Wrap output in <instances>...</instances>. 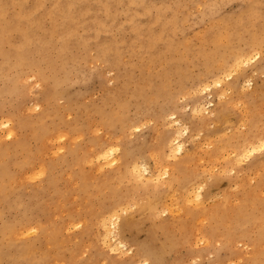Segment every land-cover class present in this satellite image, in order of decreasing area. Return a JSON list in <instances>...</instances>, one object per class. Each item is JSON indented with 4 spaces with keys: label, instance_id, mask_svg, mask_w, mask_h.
<instances>
[{
    "label": "rangeland",
    "instance_id": "374dc122",
    "mask_svg": "<svg viewBox=\"0 0 264 264\" xmlns=\"http://www.w3.org/2000/svg\"><path fill=\"white\" fill-rule=\"evenodd\" d=\"M2 1L8 2V0ZM54 1L16 0L4 7V14L0 15V65L3 58L1 55L10 57L14 55L15 51L12 49L20 39V32L45 35L51 26L58 24L61 20L59 14L56 21L50 25L51 19L55 20L54 16H56L50 12ZM85 3L88 5L81 13H75L76 17L70 26L76 29L78 37L83 36L86 39L77 40L74 42L77 43L76 45H69L71 58L66 62L67 67L64 71L59 70L53 75L49 74L48 78L39 80L27 69L29 63L27 61L22 63L19 60L16 68L7 72L11 79H6L10 77L6 76L5 71L0 74V123H2L0 137L4 139L0 145V264H30L26 259L13 262L18 253L17 243L12 241L11 244L5 245L1 242L11 233L12 226L18 222L20 226L15 225L17 228L27 229V233L23 232L24 237L20 241L33 250L35 257L32 259L51 254L52 258H49L51 255L46 257L49 264H56L57 261L53 258L59 254L66 264H84V261L90 257L96 258L99 264L110 263L109 260L112 259L110 247L114 245L115 240L124 245L122 248L124 254L112 261L121 260L124 264H137V262L152 264L146 256L138 255L141 246L147 242L154 250H159V264H218L219 259L228 256V248L223 242L215 241L207 246L202 240L198 241L200 238H194L190 246H176L175 249H170L169 241L156 228L157 224L167 216V211L157 208L153 215L140 219L135 211L137 212L144 203L157 201V198L164 196L167 191L180 192L177 189L180 179L172 178V171L170 173L172 170L170 163L172 164L173 159L171 156L165 158L167 150L163 146L161 150L165 157L161 154L163 159L158 162L160 168L157 167L158 170L155 168L154 158L160 155L155 153V149L162 139L168 141L170 138L171 140L177 138L181 144L177 157L195 155L202 162L199 161L193 174L191 173L186 181L184 192H187L190 198L196 193L199 194L198 199L194 198L192 201L193 197L189 198L192 202L187 206L190 208H195L197 201H203L204 207L211 208L220 198L222 200V196L233 193L243 179H252L250 167L253 159L264 162V147L231 165H225L222 159L210 163L205 156V152L212 147L209 146L210 143L206 138L216 129L219 115L229 116L230 123H234L237 112H242L244 105L253 111L256 105L264 101V39L254 42L248 63L240 64L236 68H228L225 74L215 71L209 77L205 74L207 65L204 63L203 53L199 51L202 48L211 50V45L207 41L212 31L222 33L225 27L233 31L235 17L241 8L246 6V1L85 0ZM15 14H26V16L18 20ZM131 17L135 18L133 24L130 22ZM36 21H40V24ZM11 22H14V25H10ZM14 26H18L19 29H12ZM148 31L153 35H148ZM1 34L5 35L4 38ZM155 35L156 37L159 35L158 41L161 44L158 42L160 45H157L163 51L151 63L137 56V52L139 48L146 46L148 41L146 38L154 36L157 40ZM234 37L222 38L225 46L219 50L220 55L228 57L232 51L240 53L250 44L248 32L239 33L238 40ZM161 39H165L166 42H162ZM105 44L122 49L118 66L110 62V57L107 60L101 58L99 47ZM166 46L169 48L167 49ZM30 50L32 52L33 48L31 47ZM136 58L144 63L140 60L135 61ZM171 58H176L182 63L181 82L178 81L174 70L175 64L170 61ZM164 68H169L171 71L165 75ZM44 70L47 73V69ZM140 70L145 75H141ZM128 73L132 75L131 78L124 79L123 75ZM147 75L154 80V84L142 81ZM213 78H220V86L212 84ZM206 84L209 86L208 90L203 89ZM144 94L146 97H143ZM42 109L60 114L61 120L66 124L63 130L65 136L63 139H58L55 144L56 147L59 145L62 147L60 149L62 153L65 147L73 143H76L79 151L83 153L98 139L100 143L116 144L118 146L116 155L120 157L126 160L134 158V163L138 164L146 163L150 172L158 174L161 171L159 169L166 166L168 174L156 180L151 179L150 182L145 181L144 177L135 181L129 179L127 175L128 180L124 185L117 186L116 193L95 196L93 190L87 188L86 195L93 210L97 211L95 214L99 211V201L115 204L116 213L113 218L110 216L106 219V227L112 228L110 221L116 220V229L109 234L105 242L102 241L103 228L97 229L101 231L100 242L98 237L94 238L91 234L82 233L83 224L89 220L87 216L82 219L83 224L55 236L54 238L63 240V243L61 245L53 243L47 251L42 234L35 231L39 223L46 229L59 223L65 225L67 221L59 217L60 208L66 209L72 205L78 206L80 203L77 197V182L70 183L66 180L62 157L53 162L49 171L40 177L37 183H16L21 177L20 174L23 171L27 173L30 169L22 167L21 163V159L28 156V153L20 150L18 146L15 147L13 142L17 143L26 137L31 151L36 149L37 141L22 127V122L29 115L35 116ZM261 110L264 112V108L256 112L261 113ZM131 127L134 129L132 130ZM7 128L12 129L11 137L5 136ZM224 132L228 135L230 130L226 129ZM224 132L222 131V134ZM238 132L240 137H243L247 132V125L241 126ZM54 134L52 136L56 135ZM235 139L236 136L227 141L231 144ZM10 140L11 144H9ZM6 143L9 145L6 146ZM229 145L222 150L224 157L232 156L230 153L232 148ZM2 149L6 151L2 152ZM150 149L156 155H150L152 153ZM99 180H102L101 175ZM71 187L75 188L73 193L68 192ZM156 192L158 193L155 194ZM84 206L82 204V207ZM91 219L94 220L95 217ZM133 221L137 224H133ZM101 241L105 244L103 245ZM238 243L236 246L245 251L246 248ZM126 249H129L127 253ZM142 259L145 261L142 262Z\"/></svg>",
    "mask_w": 264,
    "mask_h": 264
},
{
    "label": "bare ground",
    "instance_id": "6f19581e",
    "mask_svg": "<svg viewBox=\"0 0 264 264\" xmlns=\"http://www.w3.org/2000/svg\"><path fill=\"white\" fill-rule=\"evenodd\" d=\"M15 1L16 0H8V2L6 1L1 2L0 0V15L4 14L3 10L6 5L12 4ZM213 1H217V0H213ZM245 1H246V6L244 5L241 8L238 15L235 17L233 31L225 27L222 33H217V32H213L212 31L213 29L211 28L212 32L210 33L209 39L207 41V43L211 45V50H206L203 48L199 50L200 52L203 53L204 63L207 65L205 74L208 75V77L213 75V72L215 71H218L219 73H224L225 71H227L228 68H236L239 67L240 64L245 65L246 63H248L254 42H256V40L258 39H264V0H245ZM86 5H88V3H85V0H55L54 4L52 5L53 9L51 7L50 12L52 15H56V16H54L55 20L52 21L51 19L50 25L56 21V17L58 16L57 14L61 15V20L58 21L57 25L51 26V28H49L45 32V35L34 32L31 33L20 32L21 33L20 39L12 49V51H15L14 55L12 57H10L9 55L5 56L4 54L1 55L3 58L1 60V65H0V74L3 71H5L6 76H9V74H7L8 70L16 68L15 67L16 63L19 60L22 61V63H24V61H27L29 63L27 69L33 73L36 79L39 80L48 78L49 74L53 75L59 70L64 71L67 67L66 62L69 61L71 58V54L69 53V45L70 44L76 45L77 43L74 42H76L77 40L84 41L86 39L83 36L78 37L76 29L71 28L70 26V23H72L74 21V18L76 17L75 13L77 12L81 13ZM148 13L149 11H147V14ZM25 16L26 14L23 15L15 14V18H17L18 20L24 19ZM153 21L155 22L157 20H153ZM130 22L132 24L135 23V18L131 17ZM36 23L40 24V21L39 22L36 21ZM10 25H14V22H11ZM12 29H19V27L14 26ZM119 31L122 32L121 30ZM243 31L249 33L248 38L250 44L240 53H234L232 51L230 52L228 57H224V55H220L219 50L225 46L224 43L225 41L222 40V38L230 39V37L235 36L234 39L238 40L239 33H242ZM147 34L153 35L151 31H148ZM158 34L160 33L158 32ZM1 36L3 37L5 35L1 34ZM158 37H156L157 40L154 39V36L146 38L148 39V41L146 42V46H143L139 49L137 48L138 49L137 56L144 58L148 62L153 61L155 57L159 56L163 50H161L157 45L160 43V41H158ZM164 41L165 39L162 40V42ZM170 44L172 43L170 42ZM175 46L176 45H174V47ZM31 47L33 48L32 52L30 50ZM233 48H236V46H233ZM46 50L47 53L45 54ZM99 54L101 55V58L104 60H107V58L110 57V62L113 65L118 66L120 63L122 49H120V47L118 46H114L110 44L100 45ZM179 55L181 54L179 53ZM216 57L217 59H214ZM137 58L135 61L138 60ZM170 61L175 64L174 70L177 74L178 81L181 82L182 74H183L181 71L182 63L180 62V60L176 58H171ZM140 62L144 63L141 60ZM44 68L47 69V73L45 72ZM168 71H171V69L164 68L165 75H167ZM130 73L124 74L123 75L124 79L131 78L130 76L132 75H130ZM140 74L142 75L144 73L141 72L140 70ZM149 75L145 76L146 77L145 80L142 79L141 80L146 81L147 83L150 84H154V80ZM6 79H11V77L10 78L6 77ZM178 81H175V83H177ZM220 82H221L220 78L212 79V84H214L215 86L216 85L220 86ZM131 83L133 84V82ZM207 84L203 87V89L208 90L209 86ZM123 85L125 84L123 83ZM143 97H146V94H144ZM227 100L229 101V99ZM230 100L232 99L230 98ZM37 106L38 105H36V108ZM260 108H264V101L256 105L253 108V111L250 110L247 105H244L242 107L243 111L237 112L234 123H230V117L226 116L225 114L218 116V122L215 127L216 129L212 130L208 134V137L206 136L207 137L206 139L209 141L208 143H210L209 146L212 147L207 152H205L206 155L205 153L204 155L206 156L207 160L210 163L222 159L225 165H231L233 163H236L237 161H240L241 158L245 157L246 159V157L254 154L261 147H264V114H263L264 112L262 110H261L262 114L256 112ZM137 120L135 122H137ZM245 124L247 125V132H245V135L243 137H240L238 130L240 129L241 126H244ZM22 127L27 131H29L32 138L37 141L36 142L37 145H36V149L31 151V149L27 144L28 141L26 137L22 138L17 143L13 142L15 147L18 146L20 150L28 153V156L23 157L21 159V163H22V167H29L30 169L29 172L27 173L23 171L20 174L21 177L19 178V180L16 181V183L17 184H26L28 182L37 183L40 177L44 176V174H46L47 171H49L53 162L56 159H59V157H62V159L64 160L66 180L69 181L70 183L77 182V188H78L77 197H79L80 199L79 205L78 206L72 205L71 207L66 209L61 207L59 210V217L63 219V221H67L66 224L61 225V223H59L57 225L50 227V229H46L42 227L41 223L37 222L40 225H36L35 231L41 233L43 238L45 239L44 241L45 251H47L49 246L52 245L53 243L57 245H61L63 243V240L56 239L54 237L61 234L63 231H66L70 228H74L75 226L81 223L83 224L82 219L85 216H87L89 220L86 222V224L84 223L85 225L83 224L82 233H85L87 235L91 234L94 238L98 237L99 242H100L101 231L99 232L97 231V229H101V228L104 229L103 237L101 236L103 242L106 241L109 234L115 231L116 220H112V222L110 221L112 228L109 229L106 227V222H107L106 219L109 218L110 216H112L111 218H113L114 213H116L114 212L115 204L110 203L108 201H107L108 203L99 201V211L97 214H95L97 211L95 212L93 210V207L91 206V202L89 201L86 195L87 188L92 189L93 192L95 193V196L96 194L99 195L105 193L112 194V193H116L117 186L124 185L128 180V178L137 181L144 177L146 179L145 181H149L151 179L156 180L160 176L162 175L165 176L166 174H168V171L165 168L166 166L164 168L159 169L161 171L158 174H156V172L155 173L150 172L148 170L146 163H139V164L136 162L134 163V158H131L130 160H126L120 157L119 155H116V152L118 151V146L116 144L100 143L98 142L99 141L98 139L95 140V142H97L96 144L95 142L92 143L93 146L92 147L90 146V148L84 151L83 153L79 151L76 143H73L72 145L70 144L68 147H65V151L64 153H62L60 151L62 147H60V145L56 147L57 145L55 146V144L58 141V139L61 138L63 139V136H65L63 130L66 128V124L64 123V121L61 120L60 114L56 113L55 111L49 112L45 109H42L39 112H37L35 116L30 117L29 115V117L22 122ZM133 129L134 128H132V130ZM226 129L230 130V133L228 135L225 134L224 132ZM222 131L224 132V134H222ZM11 132L12 129L7 128V132L5 136L11 137L12 136ZM53 133H55L56 135L54 134L55 136H52ZM234 136H236V139L234 142L230 144L227 140H229L231 137ZM3 140H4L3 137H0V145L2 144ZM11 143L12 141L10 140L9 144ZM146 144L148 145V143ZM5 145L8 146L7 143ZM96 145L99 146L97 147ZM228 145L229 147L232 148V150L230 151L232 156L224 157V155L222 154L223 153L222 150L226 148ZM162 146L167 150L166 157L162 154V150H161ZM180 150H181V144L179 143L177 138H173L172 140L170 138V140L168 141L162 139L161 141H159L155 149L156 154L160 153L158 157H156L157 155L154 154L153 150H151L152 153H150V155L151 154L156 155L154 158L155 168L159 166L158 162H161L163 156L165 158L171 156L173 162L172 164L170 163V165H172V170H170V173L172 171V175H171L172 178L176 177L180 179L179 184L177 183L178 181L176 182L178 184L177 189L180 192L170 193V191H167L166 193H164L165 194L164 196L161 195L162 197L157 198L158 199L157 201L153 203L150 202V204L148 202H147L148 204L145 203L144 205L142 204V206L139 207L137 212L135 211L136 215L138 213V217L140 219L142 217L147 218L146 216L151 215L153 212L156 211L157 208H161L162 210L167 211V216L164 219H162L157 224V226L156 225L155 226L158 229V231L161 232L164 238L169 241L170 249L173 248L175 249L176 246H188V245L190 246L193 243L194 238L195 239L200 238L198 241L201 242L202 240L203 243L206 244L207 246L214 243L215 241H219V242L221 241L228 248V256L225 259H219L218 264H225V263L226 264H232V263L264 264V162H261L257 159H253V164L250 167L253 176L252 179L251 180H248V178L246 180L243 179L237 185L233 193L227 194V196L226 195L222 196L223 197L222 200L220 198V200H218L214 205H212L211 208L208 209L204 207L203 201H197L195 208H190L187 206L189 205L188 203L192 202L194 198L198 199L199 194L197 193L194 194L195 195L194 197L192 195L191 198L192 197L193 198L191 201L189 200L190 195L186 194L187 192L185 193L184 189L185 186H187L186 181L188 177L190 176L191 173L193 174L194 170L199 164V161L201 162V160H198V158H196L195 155H191L190 157L179 158L177 157V154ZM5 151L6 150H3L2 152ZM145 173L146 176H144ZM195 174H197V172H195ZM100 175L102 176L101 181L99 180ZM127 175L128 178L126 177ZM176 180L178 179H175V181ZM153 186L155 187V185ZM134 187H133V191H135ZM159 188H161V186ZM74 190L75 188L71 187L68 190V192L73 193ZM171 191H173V188ZM158 192H156L155 194H157ZM131 198L132 196L130 197V199ZM82 204H84L85 206L82 207ZM93 216L95 217L94 220L91 219ZM125 217L127 219V216ZM133 224L136 225L137 222L133 221ZM15 225H17L18 227L20 226V223L18 222ZM15 225L12 226V231L10 230L11 233L6 237H4L2 239L3 241H1L4 242L5 245L11 244L12 241L17 243L16 245L18 247V253L16 255V258H14L13 262H16L19 259H26L30 264H32V262L34 264H49L48 263L49 260H47L46 257H49L51 254L46 256V254L42 255L43 254L42 253L41 254L42 258L40 256L38 257V259H32L33 257H35L34 256L35 254H33V250H31V248L24 246L20 241L21 238L24 237L22 236L23 232L27 233V229H25L24 227L23 228L25 230L21 229L22 227L17 228ZM238 242H240L246 248L245 251H243L242 248H238L236 246ZM104 244L105 243H103V245ZM123 247L124 245L120 241L115 240L114 245L110 247L112 252L111 255L112 259L109 260L110 263L104 261L105 264H124V262H122L121 260L112 261L115 260L116 258H119L121 254H124L122 250ZM87 249L88 248H86V250ZM128 251L129 249L128 250L126 249V253ZM138 255H142L143 257L146 256L147 258H149L148 260L152 264H159L158 262L159 250H154L149 242L141 246ZM52 257L53 255H51L49 258ZM53 259L57 261L56 264H66L64 263L61 254L55 256ZM144 261L145 260H143L142 262ZM84 264H99V262L96 260V258L90 257L84 261ZM142 264H146V263H142Z\"/></svg>",
    "mask_w": 264,
    "mask_h": 264
}]
</instances>
